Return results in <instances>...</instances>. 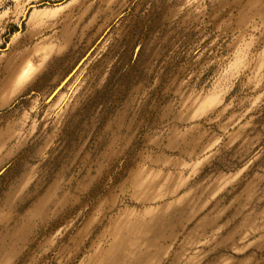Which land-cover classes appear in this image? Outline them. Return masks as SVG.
Returning <instances> with one entry per match:
<instances>
[{"label": "rangeland", "instance_id": "1", "mask_svg": "<svg viewBox=\"0 0 264 264\" xmlns=\"http://www.w3.org/2000/svg\"><path fill=\"white\" fill-rule=\"evenodd\" d=\"M0 264H264V0H0Z\"/></svg>", "mask_w": 264, "mask_h": 264}]
</instances>
